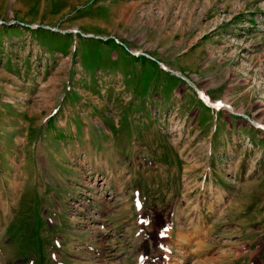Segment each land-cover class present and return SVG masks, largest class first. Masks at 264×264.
<instances>
[{
  "label": "rangeland",
  "instance_id": "obj_1",
  "mask_svg": "<svg viewBox=\"0 0 264 264\" xmlns=\"http://www.w3.org/2000/svg\"><path fill=\"white\" fill-rule=\"evenodd\" d=\"M169 247L264 264V0H0V264Z\"/></svg>",
  "mask_w": 264,
  "mask_h": 264
},
{
  "label": "bare ground",
  "instance_id": "obj_2",
  "mask_svg": "<svg viewBox=\"0 0 264 264\" xmlns=\"http://www.w3.org/2000/svg\"><path fill=\"white\" fill-rule=\"evenodd\" d=\"M200 93H202V92H200ZM101 194H102V192H101ZM92 215V214H91ZM95 218V217H94ZM197 233H200L199 231H197ZM201 233H203L202 231H201ZM184 233H183V231H182V233H180L178 236H180L181 237V240L182 241H185V240H188V239H185L184 238ZM198 243V242H197ZM160 251H161V249H160ZM165 254L167 255V256H165ZM170 254H171V247H169L168 248V250L167 251H165L164 252V255H163V257L161 258L162 259V261H161V264H175L174 262H171L170 261ZM159 256H160V252H159ZM146 264V263H145ZM151 264V263H150ZM153 264H159L158 262H156V261H154L153 262Z\"/></svg>",
  "mask_w": 264,
  "mask_h": 264
},
{
  "label": "crops",
  "instance_id": "obj_3",
  "mask_svg": "<svg viewBox=\"0 0 264 264\" xmlns=\"http://www.w3.org/2000/svg\"><path fill=\"white\" fill-rule=\"evenodd\" d=\"M211 93H212V95H213V92H211ZM228 97H229V96H228ZM229 98H230V97H229ZM233 102H234V101H231V103H230L232 106H234V103H233Z\"/></svg>",
  "mask_w": 264,
  "mask_h": 264
},
{
  "label": "snow or ice",
  "instance_id": "obj_4",
  "mask_svg": "<svg viewBox=\"0 0 264 264\" xmlns=\"http://www.w3.org/2000/svg\"><path fill=\"white\" fill-rule=\"evenodd\" d=\"M164 234V232L162 231L161 233H160V235H163Z\"/></svg>",
  "mask_w": 264,
  "mask_h": 264
},
{
  "label": "trees",
  "instance_id": "obj_5",
  "mask_svg": "<svg viewBox=\"0 0 264 264\" xmlns=\"http://www.w3.org/2000/svg\"><path fill=\"white\" fill-rule=\"evenodd\" d=\"M110 40H112V39H110Z\"/></svg>",
  "mask_w": 264,
  "mask_h": 264
}]
</instances>
